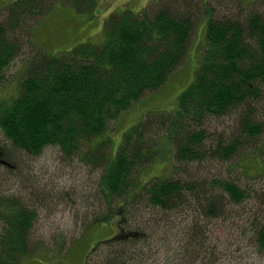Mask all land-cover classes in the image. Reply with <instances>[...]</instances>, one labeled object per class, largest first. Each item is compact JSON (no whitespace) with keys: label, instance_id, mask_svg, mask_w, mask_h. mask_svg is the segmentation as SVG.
Here are the masks:
<instances>
[{"label":"trees","instance_id":"obj_1","mask_svg":"<svg viewBox=\"0 0 264 264\" xmlns=\"http://www.w3.org/2000/svg\"><path fill=\"white\" fill-rule=\"evenodd\" d=\"M55 1L16 0L1 10L0 86L16 60L28 53L31 58L19 94L0 99V128L28 155L59 147L67 159L101 171L97 198L105 210L88 226L116 216L119 226L97 246H108L97 264H149L142 252L154 245L165 253V264H221L224 240L215 233L220 229L227 241H238L237 248L264 254V187L219 174L207 179L192 174L212 162L232 163L242 153L247 156V149L264 156V14L254 9L257 0H233L243 19L217 18L210 0H156L141 11L115 9L104 22L100 43L49 55L38 46L35 28ZM59 1L79 13H91L99 4ZM194 53L196 69L176 95L174 109L149 110L113 144L112 122L164 95ZM224 118L234 122L232 134L211 133L209 124ZM0 151L17 169V150ZM164 157L175 162L173 174L163 171L141 182L146 167ZM241 168L237 163L231 170ZM38 193L33 191L30 207L23 198L0 192V264H23L35 254L37 206L50 201ZM177 232L186 233L187 240L178 242ZM61 245L64 252L66 240ZM138 249L137 257L131 256Z\"/></svg>","mask_w":264,"mask_h":264},{"label":"rangeland","instance_id":"obj_2","mask_svg":"<svg viewBox=\"0 0 264 264\" xmlns=\"http://www.w3.org/2000/svg\"><path fill=\"white\" fill-rule=\"evenodd\" d=\"M14 1L16 0H0V15ZM154 1L156 0H99L98 7L93 12L79 13L72 6L56 0L49 16L35 28L37 44L49 55H57L69 52L82 43H100L103 40L104 22L113 10L130 7L135 11H141L146 6L153 4ZM210 2L216 8L215 16L217 18L240 15L237 14V1L235 3L233 0H224L223 2L210 0ZM254 7L264 14V0H257ZM202 10L205 11L204 7ZM240 18L243 19L242 15ZM203 21L204 19L199 22L194 35L192 53L198 45ZM199 50H202L201 44H199ZM30 58L29 53L22 56L6 71L5 81L0 86V99H10V97L19 94L20 80ZM189 60L180 71V76L170 83L164 95L156 99L152 98L148 103L147 101L141 102L126 112L123 118L112 122L110 126L116 127L115 131L109 135L113 144L117 146L126 131L138 125L149 110L171 112L174 109L176 105L174 99L180 93L184 83L187 84L191 80L189 75L195 71L199 59L194 53ZM187 74L188 77H183ZM180 77L185 81H182ZM261 119L264 120V118ZM212 123L208 126L211 133L220 134L223 132L227 137L232 134L235 126L229 118L221 119L219 123ZM262 140L264 141V136ZM0 147L6 155L10 153L11 149L17 150V152L15 151L16 157H14L17 169L0 165V192L23 198L30 207H33L35 203L33 191L43 194L42 199L45 197L50 199V201H45L46 204L43 206H37L40 211V219L32 236L35 254L23 264H87V257L91 264H97L99 258L103 257L108 250V246H97L100 242L110 240L116 234L119 226V217L117 216L110 221L88 226L105 210L104 202L97 198V185L102 175L101 171L93 170L92 167L77 159L74 161L67 159L59 147L48 146L39 156L28 155L13 146L1 128ZM247 151H249L247 156L242 153L232 163H225L219 167L220 164L212 162L200 172L192 170V174L203 179L212 177L213 174L214 176L219 174L244 184H255L256 189L259 190L264 187V156L257 158L254 150L247 149ZM237 163L243 164V168L231 170ZM174 165L175 162L172 158L171 161L168 157L162 158L155 164L146 167L142 172L141 182L148 181L163 171L164 174H168L167 177H170L174 172ZM190 177V175L182 176L187 180ZM132 228L135 227L132 226ZM215 233L224 240L218 250L220 254L224 255L220 260L221 264H264V254L247 250V248H237L238 241L237 244L233 239L227 241L223 229L215 230ZM65 240L67 242L66 250L59 251L58 249H61V244ZM177 240L178 242L186 241V233L177 232ZM96 247L97 251L94 253L93 250ZM190 247H192L191 250L195 249L193 245ZM143 250L142 254L144 253L145 257H150L149 264H154V261H157L156 264H158V258L160 264L166 263L165 253H158L157 246L154 245ZM133 251L131 256L134 255L136 258L140 250ZM140 259L143 260V258L137 260L140 262Z\"/></svg>","mask_w":264,"mask_h":264},{"label":"water","instance_id":"obj_3","mask_svg":"<svg viewBox=\"0 0 264 264\" xmlns=\"http://www.w3.org/2000/svg\"><path fill=\"white\" fill-rule=\"evenodd\" d=\"M4 164H7V165H10L9 163H7V162H3Z\"/></svg>","mask_w":264,"mask_h":264},{"label":"flooded vegetation","instance_id":"obj_4","mask_svg":"<svg viewBox=\"0 0 264 264\" xmlns=\"http://www.w3.org/2000/svg\"><path fill=\"white\" fill-rule=\"evenodd\" d=\"M2 160H1V154H0V162H1Z\"/></svg>","mask_w":264,"mask_h":264}]
</instances>
